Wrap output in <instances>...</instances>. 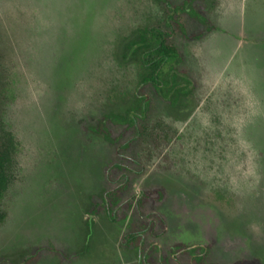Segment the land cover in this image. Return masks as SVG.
<instances>
[{"label":"rangeland","instance_id":"374dc122","mask_svg":"<svg viewBox=\"0 0 264 264\" xmlns=\"http://www.w3.org/2000/svg\"><path fill=\"white\" fill-rule=\"evenodd\" d=\"M190 5L157 77L160 0H0V264H264V0Z\"/></svg>","mask_w":264,"mask_h":264},{"label":"trees","instance_id":"16d2710c","mask_svg":"<svg viewBox=\"0 0 264 264\" xmlns=\"http://www.w3.org/2000/svg\"><path fill=\"white\" fill-rule=\"evenodd\" d=\"M160 2L167 10V21L164 22L163 27H151L144 30L141 33V45L139 47L143 62H145L151 68L157 77L162 74V64L166 63L171 65L176 62L178 58H180L179 51L171 43L174 34L178 32L180 34L186 33L183 22L179 20V13L186 14L191 18H197L200 22L208 25L207 29L201 30L197 35H193L192 38L195 36L200 38L212 29V25L209 23L204 14L199 10L194 9L192 5H190L192 2H194V0H184L176 6L172 5L169 0H160ZM179 73L181 74L180 71L175 72L171 75V77L162 82H158L157 78H155L152 81H145L144 84H152L157 94L163 99L173 100L177 98L179 93L185 92L187 90V88L175 85ZM186 84H190V82L187 81ZM164 88H167L166 93L163 92ZM140 100L146 101L145 98ZM145 106H149V102H147ZM145 112L146 111L142 108L139 112L140 116H144ZM137 119L138 116L132 114H129L127 118H120L118 116H105L99 121L95 131L103 134L111 143H115V140L111 136V132L106 128L107 122L124 125L129 130L135 127V121ZM2 163L3 155L0 154V186H2L3 177ZM123 190L124 187L106 192L105 202L107 203L110 210L112 209V206L117 204ZM160 221L162 222L161 219ZM131 236V238L137 237V235ZM182 250H184L183 246H177V248L172 252L175 255ZM203 252H205V248L197 247L189 249L183 254L191 255L193 264H201L204 260V256L201 254ZM234 264H259V262L256 260H242Z\"/></svg>","mask_w":264,"mask_h":264}]
</instances>
